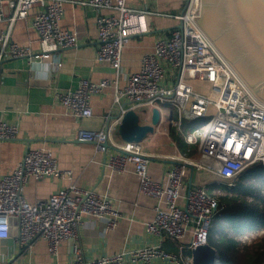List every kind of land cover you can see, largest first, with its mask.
Returning <instances> with one entry per match:
<instances>
[{"label": "built area", "instance_id": "built-area-1", "mask_svg": "<svg viewBox=\"0 0 264 264\" xmlns=\"http://www.w3.org/2000/svg\"><path fill=\"white\" fill-rule=\"evenodd\" d=\"M126 1L76 0L95 9L107 7L117 11L98 14L95 20L96 59L109 62L115 69V77L80 78L75 86L56 91L59 103L76 117L89 116L92 114L91 97L113 85L114 102L119 106L120 115L126 103L133 109L146 110L144 116L138 112L141 122L150 120L152 107L158 108L160 122L174 110L176 118L171 119L170 124L180 131L184 119L209 118L190 131H181L186 143L197 144V155L172 157L175 161L166 170V183L149 175L151 155L142 151L139 141L114 140L112 126L77 131V139L93 142L96 150L105 154V162L112 170L122 172L128 162L133 163L139 191L155 199L153 217L145 224V230L153 239L87 259L75 246L73 256L64 264H123L126 256L143 264H156L157 258L169 264H192L190 255L164 250L162 237L181 240L188 235L182 249L206 242L211 219L224 205L209 193L207 184L217 181L234 186L237 175L246 167L264 163V98L220 52L196 20L194 16H199V9L192 8L193 0H188L183 10L175 13L130 6ZM32 8L30 25L37 34L38 50L12 40L9 29L0 30V60L27 57L30 62H36L79 43L77 32L61 25L64 0H0V21L9 18L12 23L15 18L26 17ZM7 9L11 12L9 16ZM147 16H152L156 27L167 32L157 36L153 49L142 55L136 70L124 74L121 68L123 46L132 35L149 31ZM56 64L59 65L60 60ZM119 76L125 80L122 86L117 83ZM193 79L207 82L208 91L192 88L190 80ZM166 106L170 111L165 112ZM17 136V123L0 117V140ZM189 168L208 173L209 182H192L185 187L184 176ZM69 173L59 168L50 150L27 148L17 165L0 176V238L10 236L14 227V238L20 247H27L34 238L42 237L48 252L54 254L62 240L77 236L84 216L100 219L105 227H113L120 217L118 210L107 195L92 187L71 183L44 199L34 202L25 199L23 188L30 176L41 179Z\"/></svg>", "mask_w": 264, "mask_h": 264}, {"label": "crops", "instance_id": "crops-1", "mask_svg": "<svg viewBox=\"0 0 264 264\" xmlns=\"http://www.w3.org/2000/svg\"><path fill=\"white\" fill-rule=\"evenodd\" d=\"M185 1L126 2L130 6L175 13L182 10ZM33 11L34 8L26 17L15 18L12 23L9 18H4L0 21V30L9 29L12 40L38 50L37 34L30 25ZM6 13L7 16L11 14L9 9ZM108 13L115 14L117 11L107 7L95 9L79 4L76 0H64L61 25L77 32L80 39L76 46L60 49L52 56L36 62H30L27 57H5L0 60V117L18 125V136L15 139L0 140V176L17 165L27 148L50 150L59 168L69 170L70 173L41 179L30 176L23 188L27 201L44 199L58 188L73 183L79 187H92L96 192L107 195L120 217L110 228L105 227L100 219L84 216L77 236L62 240L54 254L48 252L42 237L34 238L27 247H20L14 238L16 230L12 227L10 236L0 238V264H64L73 256L75 246L80 249L83 258L87 259L99 254H113L153 239L145 230V224L153 217L155 199L139 191L133 163L128 162L122 172L114 171L107 166L105 154L96 150L93 142L76 138L81 128L98 130L112 126L111 137L122 141L117 134L120 109L114 102L113 85L106 86L102 93L91 97L92 114L89 116H74L56 97L59 88L73 87L80 78L99 80L115 77L113 66L105 60H97L95 56L96 16ZM147 20L149 31L132 35L123 46L121 68L124 74L136 70L142 55L153 49L157 36L167 32L166 29L156 27L152 16H147ZM57 60H60L59 65L56 64ZM117 83L122 86L124 78L119 76ZM135 110L140 112L139 108ZM159 125L160 122L155 131L139 143L142 151L151 155L149 175L166 183V170L175 161L172 157L193 158L196 155L184 153L168 134V126L158 128ZM209 179L208 173L189 168L184 176V186L192 182L206 184ZM188 239V235L181 240L164 235L161 247L168 252L190 255L184 252L187 248H180ZM155 261L156 264H169L158 258ZM123 264L143 263L126 256Z\"/></svg>", "mask_w": 264, "mask_h": 264}, {"label": "water", "instance_id": "water-1", "mask_svg": "<svg viewBox=\"0 0 264 264\" xmlns=\"http://www.w3.org/2000/svg\"><path fill=\"white\" fill-rule=\"evenodd\" d=\"M194 17L220 52L264 98V0H201L199 16ZM159 122L156 107L151 108L149 121L140 122L138 112L125 106L117 134L125 141H141L155 131ZM105 145L110 146L108 142ZM190 256L192 264H221L219 253L208 242L190 248Z\"/></svg>", "mask_w": 264, "mask_h": 264}, {"label": "trees", "instance_id": "trees-1", "mask_svg": "<svg viewBox=\"0 0 264 264\" xmlns=\"http://www.w3.org/2000/svg\"><path fill=\"white\" fill-rule=\"evenodd\" d=\"M167 118L165 121L168 125V134L175 144L187 155H197V144L186 143L182 132L201 125L206 117L184 119L181 124L182 132L170 124V120L176 118L174 110ZM196 120H199L198 124L195 123ZM208 191L224 203L211 219L206 239V242L219 253L221 264L263 262L264 163L257 162L246 167L237 175L234 186L212 181L209 183ZM184 252L189 254L190 249Z\"/></svg>", "mask_w": 264, "mask_h": 264}, {"label": "rangeland", "instance_id": "rangeland-1", "mask_svg": "<svg viewBox=\"0 0 264 264\" xmlns=\"http://www.w3.org/2000/svg\"><path fill=\"white\" fill-rule=\"evenodd\" d=\"M190 84H191V86H192V88H194L195 90H197V91H199V92H206V91H208V89H209V85H208V83L207 82H205V81H203V80H190ZM168 111H170V107H168V106H166V109H165V112H168ZM145 113H147L146 112V110H143V109H140V112H139V114L141 115V116H144V114ZM209 118V116L208 117H206V120ZM166 119H168V118H164L161 122H160V125H159V127L158 128H161L160 126H162V127H166V126H168L167 125V122L165 121ZM195 123H199V120H196L195 121ZM167 132V131H166ZM218 192V191H217Z\"/></svg>", "mask_w": 264, "mask_h": 264}, {"label": "bare ground", "instance_id": "bare-ground-1", "mask_svg": "<svg viewBox=\"0 0 264 264\" xmlns=\"http://www.w3.org/2000/svg\"><path fill=\"white\" fill-rule=\"evenodd\" d=\"M200 5H201V0H193L192 1V8L194 10L197 11L199 9Z\"/></svg>", "mask_w": 264, "mask_h": 264}]
</instances>
